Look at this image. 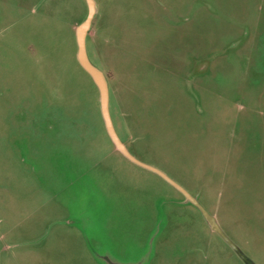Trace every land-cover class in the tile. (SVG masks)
I'll return each mask as SVG.
<instances>
[{"label": "rangeland", "instance_id": "374dc122", "mask_svg": "<svg viewBox=\"0 0 264 264\" xmlns=\"http://www.w3.org/2000/svg\"><path fill=\"white\" fill-rule=\"evenodd\" d=\"M94 2L113 127L264 264V0ZM88 10L0 0V264H248L112 141Z\"/></svg>", "mask_w": 264, "mask_h": 264}, {"label": "water", "instance_id": "95a60500", "mask_svg": "<svg viewBox=\"0 0 264 264\" xmlns=\"http://www.w3.org/2000/svg\"><path fill=\"white\" fill-rule=\"evenodd\" d=\"M88 3V14L85 18V20L78 26L77 28V44H78V51H77V57L78 60L80 61L81 65L88 71V73L92 76L94 79L95 83L97 84L99 88V93H100V107H101V112L103 114L107 131L112 139V141L115 143L116 147L131 161L144 165L142 162L137 160L134 156H132L123 143L119 140L114 127L112 125V121L110 118L109 114V109H108V88H107V82L104 74L102 71L90 60L88 53L86 51V46H85V39H86V33L90 28L91 20L94 16L95 13V4L93 0H87ZM150 168L152 171L160 174L164 179H166L168 182L171 184L175 185L173 181L166 175L164 174L161 170L151 168L149 166H146ZM177 186V185H175ZM179 187V186H177ZM184 196L186 197L185 201H188L192 204H194L197 209L200 211L202 214L203 218L206 220V222L210 225L211 228L215 229L218 231L232 246L235 250H237L240 254L241 257L248 263V264H254L251 260L246 258L240 251L239 248L234 245L222 232V230L219 228L218 224L216 223L214 217L196 200H194L192 197H189L188 194L184 193Z\"/></svg>", "mask_w": 264, "mask_h": 264}, {"label": "crops", "instance_id": "0c3cea01", "mask_svg": "<svg viewBox=\"0 0 264 264\" xmlns=\"http://www.w3.org/2000/svg\"><path fill=\"white\" fill-rule=\"evenodd\" d=\"M94 1V0H93ZM94 4H95V2H94ZM184 10V7L182 8V11ZM95 13H96V5H95ZM95 13H94V15H95ZM94 17V16H93ZM93 19V18H92ZM91 25H92V20H91V24H90V28H89V30H88V36L89 35H92L93 33L91 32ZM95 64V63H94ZM96 65V64H95ZM97 66V65H96ZM98 67V66H97ZM99 68V67H98ZM100 69V68H99ZM101 70V69H100ZM102 71V70H101ZM102 73L104 74V76H105V78H106V82H107V88H108V80H107V77H106V75H105V73L102 71ZM108 109H109V88H108ZM109 114H110V111H109ZM114 130H115V128H114ZM248 131V130H247ZM247 131H245V132H247ZM115 132H116V134H117V136H118V138H119V140L123 143V145L125 146V148L127 149V151L132 155V156H134L135 158H136V156L135 155H133L129 150H128V148H127V146L125 145V143L123 142V140L121 139V137H120V135L117 133V131L115 130ZM233 134H236V137H237V139L239 138V130H238V124L236 123L235 125H234V128H233ZM232 134V135H233ZM244 135V134H243ZM242 135V137H243V140H245L246 142H248L249 140L247 139V138H245L244 136ZM137 159V158H136ZM137 160H139V159H137ZM140 162H142L144 165H146V166H149V167H151V168H155V169H158V170H160L159 168H157L156 166H154V165H152V164H149V163H146V162H143V161H141V160H139ZM133 162V161H132ZM135 163V162H134ZM137 164V163H136ZM138 165H140V166H142V167H144V168H146V169H149V170H151L150 168H148V167H146V166H143V165H141V164H138ZM152 171V170H151ZM164 173V172H163ZM158 174V173H157ZM165 174V173H164ZM160 175V174H159ZM161 176V175H160ZM162 177V176H161ZM169 177V176H168ZM163 178V177H162ZM170 178V177H169ZM172 181H173V183H175V185H177V186H179V187H177V186H175V185H173V184H171V185H173L174 187H176L179 191H181L182 193H183V195H184V193H186V194H188L189 195V197H192L194 200H196V201H198L197 200V197H196V195H193L192 193H190L185 187H182L178 182H176L174 179H172V178H170ZM166 180V179H165ZM170 183V182H169ZM184 200H186V197L184 196ZM202 205V204H201ZM203 206V205H202ZM204 207V206H203ZM205 208V207H204ZM200 212V211H199ZM202 215V214H201Z\"/></svg>", "mask_w": 264, "mask_h": 264}]
</instances>
